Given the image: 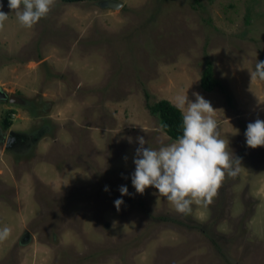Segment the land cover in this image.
<instances>
[{"label":"rangeland","instance_id":"374dc122","mask_svg":"<svg viewBox=\"0 0 264 264\" xmlns=\"http://www.w3.org/2000/svg\"><path fill=\"white\" fill-rule=\"evenodd\" d=\"M122 1L56 0L27 29L0 0V89L28 101L0 100V264H264V146L245 136L264 120V80L250 75L264 61V0ZM207 60L230 101L201 87ZM196 92L241 165L212 204L180 214L131 176L137 137L175 141L147 104Z\"/></svg>","mask_w":264,"mask_h":264},{"label":"clouds","instance_id":"9594fccd","mask_svg":"<svg viewBox=\"0 0 264 264\" xmlns=\"http://www.w3.org/2000/svg\"><path fill=\"white\" fill-rule=\"evenodd\" d=\"M55 2L9 0L8 7L15 12L22 27L31 29L49 14ZM2 8L3 4H0V29L4 28L9 18ZM250 75L252 83L257 79L264 80V61H258ZM5 94L6 98L2 99L9 100L11 95ZM193 95L194 102L189 100L188 95L178 94L174 98V106L182 114L183 131L178 139L153 148L143 136L136 138L139 147L136 148L135 171L131 176L137 193L143 194L146 188L154 187L180 214H190L194 203L204 207L212 204L226 175L235 177L241 165V159L229 152V141L221 138L218 122L214 118L218 110L200 93ZM245 136L250 148L264 146V120L256 119L249 123ZM129 142H132L131 138ZM146 144L149 146L145 147ZM119 191L122 196L130 195L127 186L122 185ZM114 203L119 211L124 201L117 199ZM10 235L9 227L0 229V242L6 241Z\"/></svg>","mask_w":264,"mask_h":264},{"label":"trees","instance_id":"16d2710c","mask_svg":"<svg viewBox=\"0 0 264 264\" xmlns=\"http://www.w3.org/2000/svg\"><path fill=\"white\" fill-rule=\"evenodd\" d=\"M64 2H79V1H87V0H62ZM99 2L100 0H95ZM199 1V0H196ZM230 6L235 7L233 4ZM250 21V16H247L246 22ZM201 87L206 92H212L218 88L224 91L230 101V94L227 93V89L225 85L222 84L221 80L216 76V70L212 60H207L205 63V67L202 72L201 80H200ZM26 103V104H25ZM28 101L22 103L23 106L27 105ZM150 112L153 115H156L161 123L163 130L173 139L176 140L182 135V114L181 112L174 106V104L167 99L159 100L153 104H147ZM34 114L38 112L36 110L33 111ZM12 114L13 112H9L6 116H4L2 121V126L6 130L11 127L12 125ZM16 153L20 156L25 153L28 149L26 144L23 146H19L18 148H14Z\"/></svg>","mask_w":264,"mask_h":264},{"label":"water","instance_id":"95a60500","mask_svg":"<svg viewBox=\"0 0 264 264\" xmlns=\"http://www.w3.org/2000/svg\"><path fill=\"white\" fill-rule=\"evenodd\" d=\"M100 5L103 7L119 9L123 5L122 0H100ZM6 98L5 92L0 89V99ZM10 102H22V100L14 95L9 98ZM13 135V132H12Z\"/></svg>","mask_w":264,"mask_h":264},{"label":"flooded vegetation","instance_id":"af4514ba","mask_svg":"<svg viewBox=\"0 0 264 264\" xmlns=\"http://www.w3.org/2000/svg\"><path fill=\"white\" fill-rule=\"evenodd\" d=\"M18 134H19V133H18ZM14 136H17V135H13V137H14ZM23 142H25V137H24V138H19V139H17L15 143H16V144H19V145H24ZM25 238H27V237H25Z\"/></svg>","mask_w":264,"mask_h":264}]
</instances>
